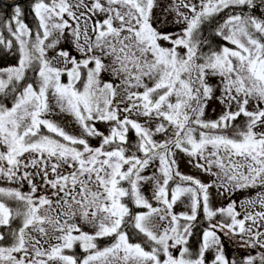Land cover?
Here are the masks:
<instances>
[{"label":"snow or ice","instance_id":"snow-or-ice-1","mask_svg":"<svg viewBox=\"0 0 264 264\" xmlns=\"http://www.w3.org/2000/svg\"><path fill=\"white\" fill-rule=\"evenodd\" d=\"M155 6L156 0H93L90 6L79 0L76 8L84 7L93 15L105 14V19L92 24L94 38L87 27L91 16L84 12L77 16L68 0H37L33 10L39 30L34 38L21 19V8L15 7L5 27L18 44L19 60L17 65L0 68V97L12 95L11 107L0 102V178L27 182L30 191L0 187V228H10L13 221H20L15 230L0 232V241L6 236L12 241L8 246L0 244V264H206L205 253L210 249H215L212 264H229L216 229L252 233L246 223L264 221V212L248 213L238 219L235 202L214 210L208 193L212 185L175 170L173 152L177 149L200 157L207 167H198L205 171L215 165L220 172L213 174H222L226 183L219 187L226 190L264 186V131L255 130L264 126V108L260 107L264 104V19L243 13L227 16L215 34L234 47L225 44L218 50L204 52L202 25L225 9L254 7V0H199V4L180 0L179 5L173 6L176 22L185 24L180 33H162L152 26ZM181 6L191 15L180 11ZM65 15L76 22L75 27L64 19ZM66 29L71 30L83 58L76 59L61 50L57 57L64 66L56 67L47 51L56 48L60 40L46 41L54 32L63 36ZM161 41L172 46L165 47ZM0 45L11 49L13 40L0 32ZM178 49H183V54ZM104 57H110L111 62L106 64ZM30 69L38 77L37 86L21 83ZM106 71L122 78L129 103L123 109L125 113L135 110L138 115L161 121L154 132L128 116L120 118L119 106H113L120 85L102 83L101 73ZM64 75L67 83L61 81ZM209 76L221 78L220 102L226 110L218 119L206 121L203 116L214 91L207 83ZM145 81H151V86ZM141 88L143 91H138ZM49 94L61 112L73 117L83 135L71 134L45 118L51 112ZM250 99L256 101L254 111L247 108ZM232 102L238 110H231ZM241 115L248 118L246 125L228 135L225 130ZM96 120L115 122L109 135L96 129ZM129 128L139 137L137 149L142 157L126 155L127 149L122 145L127 143ZM169 128L170 138L163 142L153 139L155 133H165ZM85 136L101 137L100 146H90ZM154 160L159 161L162 182L155 174L142 175ZM65 166L66 174L61 171ZM30 168L47 181L55 201L47 195H36L39 186L34 182V173L28 171ZM50 173L54 178L49 179ZM175 177L181 183L171 190L169 198L168 185ZM149 180L154 181V199L162 207H153L141 192L142 182ZM125 181L129 187L122 186ZM184 182L188 186H183ZM185 195L190 198L191 214L173 213V206ZM125 197L148 211L133 214ZM257 197L264 207V193H257ZM8 201L17 206L10 207ZM201 206L209 221L222 214L231 222L210 224L193 257L187 246L188 237ZM76 217L95 232H85L70 222ZM157 217L167 221L163 229L154 222ZM181 219L188 223L181 225ZM129 222L143 235L150 250L141 243L130 242L124 231ZM261 235L264 233L257 230L250 239L259 243ZM110 236L114 242L99 248L96 241ZM41 239L44 243L54 239L56 243L45 248ZM77 244L86 253L79 261L74 255L65 254ZM178 247L179 253L174 255L173 250ZM256 260L250 256L245 264H256ZM259 261L264 264V255Z\"/></svg>","mask_w":264,"mask_h":264},{"label":"rangeland","instance_id":"rangeland-1","mask_svg":"<svg viewBox=\"0 0 264 264\" xmlns=\"http://www.w3.org/2000/svg\"><path fill=\"white\" fill-rule=\"evenodd\" d=\"M69 3H71L73 7V11L76 12L77 16H80V13L84 12L87 13V9L84 7L76 8L75 5L79 2V0H68ZM93 0H84V3L86 5H91ZM103 2V0H102ZM192 3L199 4V0H191ZM180 0H156V6L153 8L152 11V26L156 28L158 31L162 33H180L182 29H184L185 24L184 23H177V13L174 10V5H179ZM182 12L187 13L188 15H191L190 12H188V9L183 8L182 6L179 9ZM87 15L91 16V20L88 23V34L90 36H93L92 33V24L96 21H102L105 19V14L97 12L95 15L92 13H87ZM64 19L68 20L69 23L75 27L76 22L72 20L70 17L65 15ZM85 25L83 23V18H81V24L80 28L83 32ZM59 38L60 43L56 46L54 49H48L47 51V57L52 61L53 66L56 67H63V61L57 57V53L61 50L68 51L71 56L75 57L76 59H82L83 54L80 53L74 43V37L71 34L70 29H66L63 36H60L58 32H54L53 36L49 38V41H46L47 43H50L52 40H55ZM81 43H84L83 37H81ZM165 47H171L172 45L161 41L160 42ZM178 51L183 54V49H178ZM97 55H100L99 52L95 53ZM82 56V58H81ZM104 62L106 64H109L111 62L110 57H104ZM70 67V65H69ZM36 73H33L32 71L26 73L25 81L21 82L23 83H31L32 80L37 79L38 83V77ZM122 78H117L112 75L110 71L102 72L101 73V81L104 82H111L114 85H120L118 87L117 92L118 95L116 96L115 100L113 101V106L116 107L117 105L120 108V118L123 119L125 116H128L129 119L135 120L145 127L155 131V127L158 123L161 121L157 119H149L148 117H144L141 115H138L135 110L132 112L125 113L123 111L124 108L129 107V103L125 100V97L127 96V92L124 90V86L121 84ZM68 82V77L66 75L61 77V81L64 83V81ZM221 78L220 77H214L209 76L207 78V83L213 87V95L210 100L207 101V107L205 109V113L203 116V119L206 121L216 120L218 119L226 110L225 104H222L220 102V97L222 94V85L220 83ZM66 82V83H67ZM146 83L151 86V81H145ZM130 91H137V89H130ZM138 91H143V89H138ZM240 99V98H238ZM124 101V102H121ZM49 104L51 107V112L45 117L50 120H54L56 123H58L60 126H62L67 132L81 136L83 135L82 130L80 126L74 121L73 117L67 113L61 112L56 107L55 98L52 97L51 94H49ZM261 108H264V104H260ZM247 108L249 111L256 110V101L251 100L249 101V104L247 105ZM231 110L236 111L238 110V105L235 102H232L231 104ZM238 119L245 120V125L247 123L248 118L241 115ZM95 124L96 129L103 133L104 135H109L110 129L113 126L115 122H105V121H93ZM167 123V122H164ZM235 129V128H232ZM44 129H42L43 131ZM231 130V129H230ZM229 129L225 130L228 135H232V132ZM257 132L264 131V126H258L255 129ZM172 129L169 128L167 132L165 133H155L153 135V139L157 142H163L164 140L170 138ZM85 138L88 140L90 146L92 147H98L101 144V137L94 136V137H88L85 136ZM0 150H3L0 148ZM208 151H211V148L209 147ZM173 152L175 153V160L177 161V164L174 166L175 170L179 171L181 175H187L191 176L202 183L206 185H212L208 189L209 193V203L210 206L215 210L219 208H226L230 203L235 202V211L239 213L238 219H243L245 215L248 213H257V212H264V207H261V205L258 202L257 193H264V189H257V186L255 188H246L242 190H226L224 187H219L222 183H226L225 178H223L221 175H214L213 173H219L220 170L213 165L210 171H205L202 168L198 167L199 164H205L206 162L201 159L200 157H192L189 156L187 153L173 149ZM130 155H132L130 153ZM143 156V155H142ZM140 156V157H142ZM125 170L127 168V165L124 166ZM159 167V161L154 160L150 162L149 166L143 171L142 175L144 176H152L155 174L156 179H159L161 182L163 180L162 175L158 171ZM63 168L61 171L67 172L68 169ZM29 171V170H28ZM39 177V176H38ZM41 178V177H39ZM179 179V177H177ZM50 179V178H49ZM34 182L40 187L39 190H37L36 195H47L53 201H55L57 198L52 195V189L47 184V181L45 179H36ZM0 186L1 187H13V188H19L22 192H29L30 191V185L27 182H24L23 184L17 183V182H9L4 178H0ZM154 181L149 180L147 182H142L141 184V192L146 197V199L153 205V207H162L161 204H159L154 199ZM42 193V194H41ZM170 198V197H169ZM249 199L255 200L256 202L253 204H249L247 201ZM12 203L11 206L14 208L17 206L15 202L10 201ZM10 205V204H9ZM55 206V205H54ZM148 211L147 209L144 210V212ZM172 212L179 215L181 213H188L191 214V208H190V198L185 195L180 198V200L177 201V203L173 206ZM228 217V216H227ZM229 218V217H228ZM80 226V228L88 233H94L95 229L87 224L84 223L79 217H76L74 221ZM156 224L159 225V229H163V227L166 226L167 221H160L159 218H155L154 221ZM230 218L227 220V223H230ZM246 228L251 227L252 233L245 232L243 234L239 233L238 230L236 231H226V236L228 238L230 246L228 247L229 250L232 252L231 256V262L229 264H245L246 260L250 256L257 257L256 264H260L259 257L261 255H264V235L259 236V243L256 242L255 239H250V236H253L254 233L258 230L260 233H264V221H257L256 224H252L251 221L246 223ZM1 229V228H0ZM58 234V233H57ZM33 235H37L36 233H33ZM52 234L50 233V236ZM39 238V237H38ZM41 243L45 248L49 247V244H54L56 241L54 239H49L48 243H44V240L41 239ZM99 248L106 247V242L101 241L98 239L96 241ZM2 245L8 246L10 244H6L5 241H1ZM179 252H175L174 255H178ZM65 254L74 255L78 261L82 259L86 253L82 250V248L77 244L74 246L72 250H66ZM225 256V255H224ZM215 257V249H210L205 253V261L206 264H212V261Z\"/></svg>","mask_w":264,"mask_h":264},{"label":"trees","instance_id":"trees-1","mask_svg":"<svg viewBox=\"0 0 264 264\" xmlns=\"http://www.w3.org/2000/svg\"><path fill=\"white\" fill-rule=\"evenodd\" d=\"M37 2V0H0V32L3 33L6 39L13 40V46L11 49L5 48L4 45H0V68H7L10 66H14L18 64L19 60V51H18V44L15 41L14 37L10 35V33L7 31V28L5 27V24L7 21L11 19L14 13L15 7L19 6L21 8L22 16L21 19L25 24L28 25V27L33 32V38L36 31L39 30L38 28V19L34 13L33 7L34 4ZM45 2H50V0H45ZM254 7H248V6H242V7H235L230 9H225L223 12L219 13L218 15L214 16L210 21L206 22L201 27L202 32V39L205 41L203 45V51L208 52L210 49L218 50L220 47L227 44L226 41L222 39V37L217 36L215 34V29L219 24H222L224 20L227 18V16L232 14H239L243 13L245 15H251L255 16L260 19H264V0H254ZM229 47H234L230 44H227ZM33 70H29L28 72ZM36 76V75H35ZM65 82V81H64ZM31 83L34 84V86H37V79H34L31 81ZM82 81L80 84H77V87H81ZM0 102L8 105L11 107L12 104V95L9 94L7 97H0ZM232 127L229 128V130L233 133L232 128L235 129H242L245 126V120L243 119H236L235 121H232ZM45 131V130H43ZM139 143V137L136 135L135 130L129 128L127 132V143L122 145L127 149L126 155L134 154L138 157L142 156L143 153L138 151L137 145ZM115 147V145H113ZM64 168L67 169V166ZM65 169V170H66ZM30 172L34 173V179H43L41 175H36L35 172L37 170L34 169H28ZM67 172H65L66 174ZM41 178H39V177ZM49 178H54L53 174H49ZM181 183L180 179L175 177L172 181L169 182L168 190H169V196L171 195V190L175 188L176 184ZM122 186L129 187L127 182H122ZM183 186H188V182H184ZM1 187V186H0ZM124 202L128 204V207L130 208L131 212L133 214L144 212L145 208L137 207L128 197L124 198ZM10 207L12 203L9 201ZM14 208V207H13ZM229 218L227 215L218 214L217 216L213 217L211 221L207 218L206 214L203 211V208L201 206L200 209L197 211L196 220L191 222L192 228H191V235L188 237V247L193 254V257L196 256L197 252L199 251L200 245L202 243V236L205 229L209 227L210 224H227V220ZM181 225L188 223L187 221H184L183 219L180 220ZM20 224V221L17 219L11 223L10 228L9 227H3L0 229V232L3 233H9L10 230H15ZM124 231L128 232L130 242L133 243H141L142 246L146 248V250H150L148 246V242L143 237L142 234H139L136 230H134L131 226V222H129L125 227ZM216 233L220 238V245L222 246L223 254L225 255V258L231 262V256L232 252L229 250V241L226 236V231H221L219 228L216 229ZM114 237H104L100 238L101 241H104L107 243L105 245L106 247L111 245L114 242ZM6 244H11V238L9 236H6V239L4 240ZM1 243V241H0ZM179 247L177 249L173 250V254L175 252H179ZM163 259V257H161Z\"/></svg>","mask_w":264,"mask_h":264},{"label":"flooded vegetation","instance_id":"flooded-vegetation-1","mask_svg":"<svg viewBox=\"0 0 264 264\" xmlns=\"http://www.w3.org/2000/svg\"><path fill=\"white\" fill-rule=\"evenodd\" d=\"M259 188H264V186H260Z\"/></svg>","mask_w":264,"mask_h":264}]
</instances>
